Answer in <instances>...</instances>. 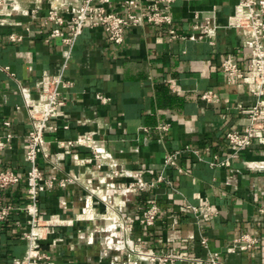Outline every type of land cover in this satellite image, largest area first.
<instances>
[{
	"label": "crops",
	"instance_id": "obj_1",
	"mask_svg": "<svg viewBox=\"0 0 264 264\" xmlns=\"http://www.w3.org/2000/svg\"><path fill=\"white\" fill-rule=\"evenodd\" d=\"M35 1L21 0L26 13L0 7V68L8 67L13 74L10 78L0 69V135L13 136L10 148L0 152V170L25 173L29 169L24 152L30 122L21 91L35 99L44 74L63 72L65 80L72 83L62 94L64 117L53 121L57 130L46 136L50 162L38 158L45 175L73 180L65 187L55 184L39 199L44 216L59 215L72 221L55 227L43 244L53 263L111 264L110 257L100 258L97 242L86 243V229L101 224L102 214L120 216L116 207L123 198L119 190L111 192L113 206L106 209L102 194L96 192L92 194L95 221H75L84 196L97 187V179L110 181V168L107 164L97 168V160L86 148L67 154L68 148L61 146V142L90 134L105 146L118 170L139 172L145 181L155 183L153 188L129 196L122 214L134 218L133 244L176 258L205 261L217 254L221 264H264V215L259 212L264 207V168L254 172L243 164L264 163V145L255 143L234 155L235 149L225 141L226 132L242 131L248 124L241 108L256 102L240 79L228 82L221 71L222 61L229 59L247 74L251 62L241 34L226 28L236 0H175L171 26L131 28L121 45L109 43L101 29L84 30L71 47L67 62L60 39L45 41L52 28L44 23L46 1ZM120 1L111 0V9H117ZM212 9L215 18L210 22L219 27L215 36L189 39L197 34L194 26ZM197 12L202 13L201 19L195 18ZM62 28L68 33L67 23ZM170 28L178 38L170 39ZM10 35L21 36V40L11 41ZM207 91L217 98L210 102L201 99ZM96 94L108 102L99 103ZM5 122L10 125L6 127ZM161 124H169V130L158 133L156 127ZM174 152L178 169L163 163L165 154ZM73 154L77 160H85L84 164L74 163ZM215 156L230 158L229 165L211 167ZM52 163L59 167L51 169ZM159 177L162 180L157 182ZM114 182L120 187L129 180L117 177ZM25 193V181H21L3 192V202L23 205ZM150 199L156 201L159 214L147 228L137 218ZM187 204L203 211L213 207L218 214L210 219L196 218L181 212ZM27 229L26 217L18 211L0 224V264H11L24 255L22 233ZM243 235L256 239L253 248L240 250L233 244ZM50 244L55 245L51 252ZM166 264L190 263L175 259Z\"/></svg>",
	"mask_w": 264,
	"mask_h": 264
},
{
	"label": "built area",
	"instance_id": "obj_2",
	"mask_svg": "<svg viewBox=\"0 0 264 264\" xmlns=\"http://www.w3.org/2000/svg\"><path fill=\"white\" fill-rule=\"evenodd\" d=\"M35 1V0H34ZM47 11L44 17V23L51 25L52 28L46 38V42L52 39H60L64 47L62 56L67 62L70 58V50L77 38L84 30L101 29L108 42L112 45H121L124 41L125 33L134 27L150 25L159 27L163 25L171 26L173 24L172 7L175 0H121L117 9H111V0H45ZM38 3V0L35 1ZM0 7H9L11 11L26 13V8L21 0H0ZM38 7L32 10L36 14ZM197 12L196 19H201ZM206 15L202 22L194 26L193 34L189 37L191 40L210 39L215 36L218 26L211 24L210 19L215 18V9H212ZM35 16V15H34ZM69 26L68 33L63 31V25ZM226 28L237 30L242 37L243 47L249 50L251 62L247 74H244L238 66L229 59L221 63V71L226 80L240 79L247 87L248 92L256 98L254 105L241 108V113L247 118L248 124L242 131L231 130L226 132L225 141L228 146L235 149L234 155L242 150L249 149L253 144L264 145V0H236L232 15L227 18ZM170 39H176L179 35L169 29ZM182 38V37H181ZM11 41H20L21 36L10 35ZM184 39V38H183ZM65 66L63 65V69ZM10 78L8 67L0 68ZM71 82L65 80L63 72L58 75L48 76L44 74L37 87V98H31L30 95L21 91L25 107L27 109L30 130L26 135V149L24 160L29 164V169L21 173L16 169L5 168L0 170V224L5 222L12 212L18 211L25 215L28 229L22 233L25 244V252L21 258L13 259L11 264H54L51 256L43 249V244L50 235L54 233L55 227L71 225L72 221H65L59 215L44 216L40 206L39 199L41 194L53 190L55 184L59 187H65L73 180L70 177L58 180L55 175H45L40 169L38 158L42 157L50 162L49 142L46 136L55 130L53 123L57 118L64 117L65 100L63 99V90L69 88ZM201 99L210 102L217 96L207 91L201 94ZM95 99L106 104L108 98L96 94ZM7 127L9 122H5ZM63 128H67L64 126ZM146 130V129H145ZM158 133L167 132L169 124H161L156 127ZM13 136L11 133L0 135V152L10 148ZM62 147H67V154H72L78 148L90 150L92 157L97 160V168L106 165L110 168L106 177L97 179V187L89 190L88 195L84 196V205L76 214L75 221L92 223L95 221L93 214L92 194L98 192L102 194L106 209L113 206V194L119 190V195L123 198L120 205L116 207L120 216L109 217L106 213L100 215L101 224L93 228H87L88 245L97 242L101 247L100 258H109L111 264H166L175 259L184 260L190 264H221L217 254L209 255L205 260L176 258L167 254L152 253L143 250L139 245L133 244L130 238L134 218L131 216H122L126 210V203L129 196L150 189L155 183L147 182L139 172L118 170L117 163L112 159L111 154L105 146L94 139L90 134L80 135L79 137L61 142ZM196 153V151H192ZM174 153H166L164 156V165H170L178 169L175 163ZM74 163L81 165L85 160H77V155H72ZM88 160V159H87ZM230 158L219 160L214 157L209 163L211 167H226L229 165ZM246 168L251 171L259 172L264 168V163L243 162ZM51 169L59 167L58 163H52L48 166ZM124 177L129 180L126 186H116L114 179ZM162 177L157 179L160 182ZM21 181H25L26 202L19 205L17 201L5 204L3 202V192L9 188L18 186ZM103 191H105L103 193ZM102 192V193H101ZM66 207V204L63 203ZM181 212L192 214L196 218L210 219L217 216V210L213 207H206L205 211L199 206L190 204L185 205ZM264 215V207L259 209ZM159 214V207L154 199H150L137 218L140 225L152 227ZM68 223V224H67ZM256 239L243 235L233 240L234 245H238L240 250H246L255 246ZM48 251L55 248L54 244L48 245ZM115 252L116 255H110ZM125 256L124 260L121 256Z\"/></svg>",
	"mask_w": 264,
	"mask_h": 264
}]
</instances>
